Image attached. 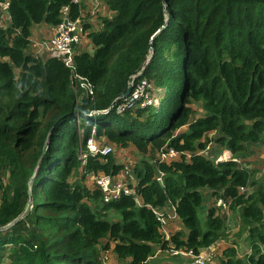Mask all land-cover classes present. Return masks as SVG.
<instances>
[{
	"label": "trees",
	"instance_id": "obj_1",
	"mask_svg": "<svg viewBox=\"0 0 264 264\" xmlns=\"http://www.w3.org/2000/svg\"><path fill=\"white\" fill-rule=\"evenodd\" d=\"M8 2L0 27V227L28 210L0 230V264H102L110 242L129 264H146L168 242L198 253L227 237V218L213 206L219 198L236 213L235 236L250 252L238 256L229 246L217 264H264V174L244 161L264 144V0H103L113 14L97 29L84 23L81 2ZM63 8L80 18L91 47H77L71 65L31 52L35 25L55 27ZM133 76L151 84L156 104L83 113L122 101ZM91 135L132 144L140 157L135 196L106 201L90 185L89 175L123 168L111 153L80 157ZM211 142L227 159L198 154ZM164 149L182 155L157 160ZM204 188L213 205L201 209ZM168 203L187 232L165 240L155 210Z\"/></svg>",
	"mask_w": 264,
	"mask_h": 264
},
{
	"label": "built area",
	"instance_id": "obj_2",
	"mask_svg": "<svg viewBox=\"0 0 264 264\" xmlns=\"http://www.w3.org/2000/svg\"><path fill=\"white\" fill-rule=\"evenodd\" d=\"M74 2H79V0H73ZM100 0H95L96 4L99 5ZM9 2L8 0H0V27L5 28L9 22L10 15L8 13ZM64 17L61 22L54 27V33L42 39L33 38L31 36V46L32 54L35 57H40L43 54H47L52 57L61 58L67 65H71L72 56L74 51L80 43L86 40V31L83 29L82 22L80 18L76 20H71L67 18V8L62 10ZM130 91L126 97H123L122 101L118 102L112 108H114L116 113H123L128 110H133L137 107H144L150 104H156L157 98L151 93V84L144 78L131 83ZM83 88L87 89L85 83L81 84ZM209 145L206 144L205 148L198 150V154L205 155L211 158L214 162L227 159L228 152H224L223 155L213 157L209 152ZM113 146L105 142V140L96 138L91 135L85 141V149L80 154L82 159L87 156L98 157L102 159L108 154L112 153ZM188 156L187 152L183 153ZM182 155L180 152H176L172 149H164L159 151L156 155V159L159 161H171L176 160L178 156ZM235 161H239L234 159ZM133 176L132 169L128 166H123V168L116 175H109L106 173L99 172L96 175H89V183L92 187L98 189L102 192L103 198L108 200H113L118 198L121 194H130L135 196L134 188L130 187L125 182L126 177ZM156 180L161 182V175L158 174ZM137 203L140 200L135 197ZM173 205V204H172ZM214 206L219 209L223 214H228L229 203L224 202L221 198L216 199ZM164 209L155 210L156 219L159 222V232L160 229L166 224L168 218L177 217L175 214L174 205L172 207V214L167 215L163 212ZM163 236V235H162ZM169 239V238H168ZM174 247V246H173ZM172 252L174 254H184L186 253L190 256V259L184 264H208L206 253L201 248L198 253H192L191 251H186L184 249L173 248Z\"/></svg>",
	"mask_w": 264,
	"mask_h": 264
},
{
	"label": "crops",
	"instance_id": "obj_3",
	"mask_svg": "<svg viewBox=\"0 0 264 264\" xmlns=\"http://www.w3.org/2000/svg\"><path fill=\"white\" fill-rule=\"evenodd\" d=\"M79 2H81V4H82V11H81L82 15H84L85 12L94 13V11L98 10V8H96L98 5L96 4L95 0H79ZM101 3H103V0L99 1V5ZM103 7H104V9L101 12H103L105 10L106 5L104 3H103ZM106 9H107V7H106ZM110 14L112 15L113 12L108 10V13L106 15L105 14H100V15L101 16L104 15L103 17H110L111 16ZM86 22H88L90 25H92V23H93V25L95 27L93 29H97L100 25V21L96 17L90 18L88 21H85L84 23H86ZM97 22L99 23L98 25L96 24ZM32 32H33V34H32L33 38H36V39L47 38L54 33V27H49L44 23H40V24L35 25ZM86 44H89V43H86ZM31 50H32V48H31ZM214 136H215L214 131L208 132L202 138V141H205L206 138L212 139ZM213 145H214L215 149H219V153L216 155L210 153L213 157L223 155L224 152H226V150H224V148H220V147L216 146L215 143H213ZM261 147L264 148V144H261V145L254 148V154L251 155L250 157L246 158L247 163L248 162H255L254 156H255L257 150L260 149ZM209 152H210V149H209ZM262 157H264V152H263ZM186 158H188V156H186ZM250 165L252 166V168L256 167L253 164H250ZM263 166H264V160H263ZM261 169H262V167H261ZM128 178H131V180H132L131 182L128 183V185L130 187H134L136 184V180L133 179L132 176H130ZM205 195H206V199L204 201L205 205L209 206L208 202H212L211 195L209 194V192L205 193ZM172 207H173V205L171 203H168L163 208L164 209L163 212H165L167 215H171L172 214ZM178 231H183L185 233L187 232L186 227L178 219V217L168 218L166 224L160 229V233L163 235L165 240H168V238L171 234L176 233ZM106 243H107L106 239L101 240L102 245L106 244ZM244 245L246 246L244 240H242V239L240 240L237 237L229 238V236H228L227 238L215 241L214 243H212L208 247H204L203 251L206 253L208 264H217V258L221 256L224 249H226L229 246H234L237 250V255L239 256V254H240L239 252H243L242 250L245 249ZM168 246H169V249L163 250V249H161L160 246L155 245L154 246V253L148 257L146 264H184L186 261H188L190 259V256H188L186 253L174 254V252H172V250L174 248L172 243L168 242ZM112 248H113V243L110 242L108 249L101 251L102 264H129L130 263L131 258H129V257L118 258L116 256V254L112 251ZM218 251H220L221 254H217ZM241 256H243V255H241Z\"/></svg>",
	"mask_w": 264,
	"mask_h": 264
},
{
	"label": "rangeland",
	"instance_id": "obj_4",
	"mask_svg": "<svg viewBox=\"0 0 264 264\" xmlns=\"http://www.w3.org/2000/svg\"><path fill=\"white\" fill-rule=\"evenodd\" d=\"M103 3H101L100 5H98L96 7V8H98L99 11L98 10L94 11V13L85 12V14L83 15V19L85 21H88L90 18H93V17L94 18L96 17L97 19H99L100 17L104 16V15L101 16L100 14H105L106 15L108 13V9H106V7H105V10L103 12H101L104 9ZM96 24L98 25L99 23L97 22ZM91 28H95L93 23L91 25ZM86 43H87L86 41H83L82 43H80V45L77 46L78 49H85V48L89 49L90 45L86 44ZM77 47H76V49H77ZM31 48H32V46H31ZM193 105H194V107H196L197 104L196 105L193 104ZM181 130H183V128ZM106 143L114 145V149H113L111 154L114 157L115 161H117L118 163L122 164L123 166L130 167L132 170H133L134 166L136 164H138V162L140 160V157L137 155V153H136V151H135V149H134V147L132 146L131 143L128 146H126V147H117V146H115V144H113L111 142H108V141H106ZM209 149H210V153L211 154L216 155V154L219 153V149H215L213 143H211L209 145ZM263 152H264V148L261 147L260 149L257 150V152H256V154L254 156L255 162H248L249 163L248 164L249 168H252V166L250 164H253V165L256 166L253 169H255L257 173H262V174H264V166H263L264 157H262ZM180 156H178L176 158V160H179ZM244 161H246V160H244ZM244 161H241V162H244ZM261 167H262V169H261ZM132 178L136 180L134 175L132 176ZM124 181L125 182L127 181V183H129L132 180H131V178L126 177L124 179ZM202 191L204 193H207V192H209V189H205L204 188V189H202ZM208 205H213V202H208ZM202 208H205V202H203L201 209ZM201 209L198 211V216H199L200 219H203L204 215H202ZM225 216L227 218V223H228V228H227V231H226V235H227V237L229 236V238H235L236 237L235 233L237 232V228H238V225H239L238 217H237L236 213H234L230 208H228V214H225ZM242 251L243 252H239L240 253L239 256L244 255V254H248L250 252V250H249L247 245L245 246V249L242 250ZM217 254H221V252L218 251Z\"/></svg>",
	"mask_w": 264,
	"mask_h": 264
},
{
	"label": "water",
	"instance_id": "obj_5",
	"mask_svg": "<svg viewBox=\"0 0 264 264\" xmlns=\"http://www.w3.org/2000/svg\"><path fill=\"white\" fill-rule=\"evenodd\" d=\"M140 74V73H139ZM139 74H137V75H139ZM136 75V76H137ZM136 76H133V79L131 80V82L136 78ZM130 82V83H131ZM129 83V85H128V87H127V89H126V91L124 92V94H123V97H126L127 95H128V93H129V91H130V87H131V84ZM114 103V102H113ZM113 103L109 106V108H107L106 110H95V111H90V110H85V111H83V113L84 114H93V115H102V114H104V113H107L108 111H110L111 109H112V107H113ZM27 210L28 209H26L18 218H16L15 220H13L12 222H10L9 224H7L6 226H4V227H0V230H2V229H5V228H7V227H9L10 225H12L14 222H16L17 220H19L20 218H22L23 216H25V214H26V212H27Z\"/></svg>",
	"mask_w": 264,
	"mask_h": 264
}]
</instances>
